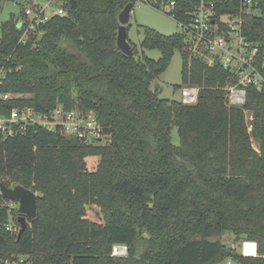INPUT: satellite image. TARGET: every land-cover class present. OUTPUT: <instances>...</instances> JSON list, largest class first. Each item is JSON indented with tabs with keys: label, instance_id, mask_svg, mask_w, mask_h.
<instances>
[{
	"label": "trees",
	"instance_id": "16d2710c",
	"mask_svg": "<svg viewBox=\"0 0 264 264\" xmlns=\"http://www.w3.org/2000/svg\"><path fill=\"white\" fill-rule=\"evenodd\" d=\"M61 1L64 14L40 25L41 33H31L25 44L18 28L23 2L18 16L1 24L0 90L20 97L1 103L0 111L45 112L60 105L92 114L108 141L87 145L44 130L0 135V182L37 196V216L26 218L17 239L6 230L11 220L17 223V211L0 195V258L264 264V94L249 87L242 107H228L224 88L233 76L191 55L179 32L144 27L140 48L160 57L138 55L128 39L133 56L124 55L116 45L118 14L139 0H75L74 8ZM259 6V15L247 20L246 36L264 45V0ZM190 8L178 2L170 13L174 22L187 23ZM175 52L181 56L176 88H197L193 104L161 99L152 88ZM245 111L252 116L250 132ZM89 157L97 158L91 170ZM93 206L100 222L87 218ZM227 233L235 246L223 242ZM117 245L126 247L124 256L111 255Z\"/></svg>",
	"mask_w": 264,
	"mask_h": 264
},
{
	"label": "built area",
	"instance_id": "2783aa9c",
	"mask_svg": "<svg viewBox=\"0 0 264 264\" xmlns=\"http://www.w3.org/2000/svg\"><path fill=\"white\" fill-rule=\"evenodd\" d=\"M144 3L167 13H172L178 2L190 5L188 21L177 20L180 31L187 40L189 51L194 57L204 61L207 66L219 65L226 69L235 82H229L224 88L228 107H242L246 99V89L252 87L264 94V45L248 40L246 30L249 17L259 15L260 0H142ZM24 8L18 24L23 29L20 43L25 44L31 33H41L39 26L53 16H61L64 10L36 3ZM156 7H155V6ZM39 6L37 9L36 7ZM48 8L50 10H48ZM222 8H226L221 12ZM3 69L0 70V85L3 81ZM198 89L185 87L181 90V102L193 104L197 99ZM20 97L0 90V104ZM1 106V105H0ZM245 122L251 131L252 116L247 111ZM44 130L64 137H72L82 144H103L108 137L92 114H83L77 110L66 111L56 106L48 111H39L33 107H14L5 113L0 111V135L12 138L25 135L28 131ZM10 208V207H9ZM13 209V208H11ZM17 222V221H16ZM6 230L17 234L18 223H8ZM126 247L114 246L112 256H124ZM0 264H31L25 255L0 258ZM227 264H231L228 262Z\"/></svg>",
	"mask_w": 264,
	"mask_h": 264
},
{
	"label": "rangeland",
	"instance_id": "374dc122",
	"mask_svg": "<svg viewBox=\"0 0 264 264\" xmlns=\"http://www.w3.org/2000/svg\"><path fill=\"white\" fill-rule=\"evenodd\" d=\"M38 1L39 6L50 3V7H56L62 4L61 0H13L6 1L0 0V26L3 22L8 21L11 18V14H14V17L18 16L20 11L19 4L24 3L26 8L34 7L30 4L36 3ZM37 6L36 9L39 7ZM27 7V8H28ZM48 10H50L48 8ZM148 27L156 30L163 35H171L178 33L180 31L178 25L163 11L157 10L150 5L144 3L142 0L137 1L135 7L130 13L129 22L127 24V39L131 44L136 48L138 55L142 53L150 59L157 60L160 57V53L157 50H142L140 48V43L143 39V28ZM181 71V56L178 52H175L169 66L167 69L158 76V78L153 82L152 88L159 91V97L161 99H167L169 101H181V88H176L181 85L180 79ZM197 89V88H194ZM171 141L174 145L178 143L177 130L174 128L171 133ZM254 149H257L256 144L253 142ZM97 158L89 157L87 159V167L89 170L95 167ZM12 187V185H9ZM8 207L13 208L17 211L16 203H8ZM17 216V215H16ZM87 218L91 221H101L102 216L100 214V209L93 206L88 210ZM17 219V217H16ZM14 223L11 220V224ZM223 242L226 246L232 247L235 246L234 239L230 233H227ZM236 264L235 262L226 260L221 264Z\"/></svg>",
	"mask_w": 264,
	"mask_h": 264
},
{
	"label": "water",
	"instance_id": "95a60500",
	"mask_svg": "<svg viewBox=\"0 0 264 264\" xmlns=\"http://www.w3.org/2000/svg\"><path fill=\"white\" fill-rule=\"evenodd\" d=\"M69 4L71 8H74L76 6L75 0H69ZM132 7H133L132 3H128L119 12L117 36H116L117 48L124 55L128 57L133 56V51L127 40V30H126ZM0 195L8 201L12 203H16L18 206L16 221L19 224V231L17 233V239H19L26 228V224H27L26 218L29 217L34 219L37 216V209H36L37 196L30 189L24 188L19 185L7 187L2 182H0Z\"/></svg>",
	"mask_w": 264,
	"mask_h": 264
}]
</instances>
